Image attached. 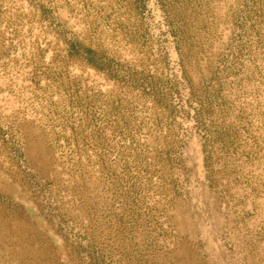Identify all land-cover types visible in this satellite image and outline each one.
<instances>
[{
	"label": "rangeland",
	"instance_id": "obj_1",
	"mask_svg": "<svg viewBox=\"0 0 264 264\" xmlns=\"http://www.w3.org/2000/svg\"><path fill=\"white\" fill-rule=\"evenodd\" d=\"M0 264H264V0H0Z\"/></svg>",
	"mask_w": 264,
	"mask_h": 264
}]
</instances>
